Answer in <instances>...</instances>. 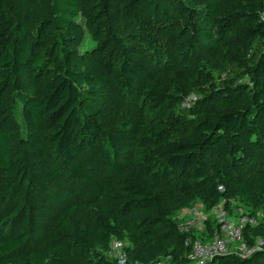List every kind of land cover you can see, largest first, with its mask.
I'll use <instances>...</instances> for the list:
<instances>
[{
  "label": "trees",
  "instance_id": "obj_1",
  "mask_svg": "<svg viewBox=\"0 0 264 264\" xmlns=\"http://www.w3.org/2000/svg\"><path fill=\"white\" fill-rule=\"evenodd\" d=\"M263 14L264 0H0V216L10 212L2 222H16L23 207L22 225L34 223L37 197L64 170L86 178L85 157L110 179L87 178L93 208L65 207L38 245L25 234L1 240L0 264H73L65 248L77 264H117L97 249L112 239L127 243L130 224L144 240L126 250L125 264H157L164 255L184 264L189 248L172 219L196 199L209 238L218 223L208 216L220 202L225 210L245 203L257 218L264 190L241 173L264 164ZM254 41L262 51L239 70L250 85L224 86L237 99L227 111L198 122L190 139L167 140L133 159L142 120L111 128L107 101L147 95L162 103L159 71L218 52L219 44L237 53ZM13 191L19 201L11 205ZM257 221L243 229L248 248L264 235ZM206 264H264V247Z\"/></svg>",
  "mask_w": 264,
  "mask_h": 264
},
{
  "label": "rangeland",
  "instance_id": "obj_2",
  "mask_svg": "<svg viewBox=\"0 0 264 264\" xmlns=\"http://www.w3.org/2000/svg\"><path fill=\"white\" fill-rule=\"evenodd\" d=\"M218 50V52L211 53L206 57L159 71L155 84L164 83L167 88L162 103L151 101L147 95L130 101L106 102L105 113L111 119V128H118L124 121L142 120L141 131L131 148L134 160L140 159L150 149L167 140L190 139L193 127L198 122H204L208 117L227 111L237 99L225 95L223 92L225 85H250L249 77H239V70L247 61L251 62L256 58L262 51L261 46L254 41L248 46L247 51L241 50L234 53L227 50L223 44H219ZM199 72L203 75L212 73L214 79L211 82L202 81ZM205 91L208 92V95H205ZM205 104H211L214 107L208 108ZM105 127L109 128V126ZM80 167L86 178L71 177L65 174L66 171L64 170L49 186L47 193L37 197L38 210L33 217L34 223L22 225L26 223L24 219L27 217L25 215L26 209L23 207L17 214L16 222L8 220L2 222L3 218L10 212L5 210V213H1L0 241L25 234L28 237H33L31 242L28 241V244L32 247L44 241L52 232H55L61 218V212L65 207L69 205L78 206L85 213H88L93 208L90 197L93 187L87 178L101 184L109 183L110 179L102 164L93 163L90 156L84 158ZM241 175H252L257 190L259 192L264 190V164H262V160L258 161L246 173L242 172ZM1 179L2 175H0ZM18 201V191H13L11 205L17 204ZM250 210L249 205L234 200L230 203L226 214L230 220L235 222L242 216L248 215L251 212ZM221 211H225L223 202H220L214 208L208 218L218 222V214ZM256 215L258 220L264 221L263 210L258 211ZM206 216L202 201L196 199L188 208L177 213L172 221L178 225L179 231L186 238V242H207L211 237H208L206 230ZM123 236L128 241L123 244L124 252L127 249H132L137 242L144 240L142 230L132 224L126 228ZM259 240L264 243V235ZM234 246L236 244L232 245V247ZM64 250L70 257L71 262L77 264V261L73 259L71 249L65 248ZM231 251L229 249V252ZM97 252L113 263L118 261L117 254L112 250L110 244L98 248ZM187 254L185 255L184 264H188L186 262ZM157 264H173V261L169 256L164 255Z\"/></svg>",
  "mask_w": 264,
  "mask_h": 264
},
{
  "label": "built area",
  "instance_id": "obj_3",
  "mask_svg": "<svg viewBox=\"0 0 264 264\" xmlns=\"http://www.w3.org/2000/svg\"><path fill=\"white\" fill-rule=\"evenodd\" d=\"M264 223V221L261 220ZM218 227L210 240L207 242L195 241L185 242V246L189 248L187 254L188 264H206L216 257L227 254H237L239 256H248L254 250H259L264 247V243L259 239L253 248H248L242 237L243 229L246 226L256 227L258 224L257 218L249 215H244L237 221H232L225 211L218 214ZM233 244L236 246L232 247ZM110 247L117 254V264H125L124 246L121 241L112 239ZM229 249L232 250L229 252Z\"/></svg>",
  "mask_w": 264,
  "mask_h": 264
}]
</instances>
